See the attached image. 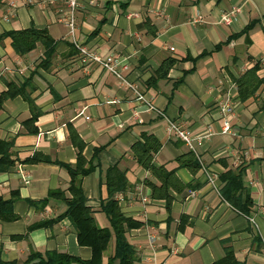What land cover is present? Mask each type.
<instances>
[{"label": "crops", "instance_id": "obj_1", "mask_svg": "<svg viewBox=\"0 0 264 264\" xmlns=\"http://www.w3.org/2000/svg\"><path fill=\"white\" fill-rule=\"evenodd\" d=\"M232 8H239L235 19L223 23L222 14ZM66 12L67 0H0V96L8 83L28 81L25 94L33 103L32 108L22 96L0 102V144L11 143L14 162L0 172V200L17 197L12 205L17 219L0 220L1 259L22 264L30 251L91 258L66 218L30 228L65 211L51 193L69 196L70 177L60 164H75L80 142L94 166L82 178V190L98 228H110L100 211L108 198L107 171L116 167L125 174L128 187L115 199L125 217L141 223L126 234L136 252L134 264H212L224 257V242L238 262L264 264V0H78L73 36L63 22ZM29 29L47 32L54 42L51 56L41 44L19 56L12 40L1 38ZM74 43L125 62V76L189 133L192 148L169 134L166 121L112 75L83 64ZM167 59L174 60L167 77L149 84ZM255 66L261 85L242 102L236 82ZM225 102L234 106L233 134L221 132ZM33 114L37 132L30 134L25 123ZM143 135L161 143L153 165L174 172L184 187L168 191V207L152 197L148 183H160L131 151ZM189 152L196 171L179 166ZM36 153L50 162H25ZM238 168L240 200L251 201L247 215L219 194L220 176ZM113 247L112 239L102 264Z\"/></svg>", "mask_w": 264, "mask_h": 264}, {"label": "trees", "instance_id": "obj_2", "mask_svg": "<svg viewBox=\"0 0 264 264\" xmlns=\"http://www.w3.org/2000/svg\"><path fill=\"white\" fill-rule=\"evenodd\" d=\"M249 29V27H248ZM2 37H9L12 40V47L14 52L19 55H25L34 50L37 44H41L45 49L46 57L53 53L54 42L48 36L46 31L40 30H22L4 34ZM174 65V60H165L158 70L155 72V77L149 84L156 83L158 80L165 79L169 70ZM258 67L248 70L237 80L239 90V97L242 102L251 98L259 89L261 80L257 77L256 72ZM28 81L22 85H15L14 83L7 84V91L0 96V102L22 96L26 98L29 105L33 108L32 100L25 94ZM39 114V113H38ZM38 114H33L32 117L25 123L30 134L37 132L34 127V122ZM29 125L31 128H29ZM70 137L75 142V137L70 134ZM142 140L136 142L131 151L136 159L138 165L144 170L151 173V175L158 180L160 185L156 187L154 184L148 183L151 188L153 198H162L166 201L167 207L171 202V197L168 194L170 189H179V182L174 172H168L163 167H155L153 165V158L161 148V143L152 135H143ZM77 153L76 162L74 165L60 164L70 177L69 187L65 193L57 190L51 193L52 197L60 199L65 205V211L57 218L44 223L32 226L36 228L45 226L51 223H56L61 219H68L76 232L77 243L81 247H87L91 250V258L89 260H82L68 254L58 253L55 251L40 254L30 251L26 260L22 264H102V257L104 252L108 249L110 241L113 239L114 247L112 255L108 258L107 264H134L136 262V252L134 247L128 242L126 234L135 228L141 227V223L127 218L121 212L118 201L115 196L118 193L124 192L127 189V180L125 174L119 171L116 167H111L107 171L105 185L107 187L108 198L100 205V211L108 218L110 228H98L93 217L92 209L86 205V198L82 190V178L88 176L94 169V166L87 162L82 155L83 144L75 142ZM11 143L0 144L2 147V156L0 157V172L5 171L13 166L14 162L10 159L8 150ZM1 152V151H0ZM27 163H49V159L40 154H34ZM179 166L188 168L192 171L199 169V165L193 160L191 152L187 153L178 159ZM222 185L219 190L221 198L230 204L237 211L248 214V207L251 205L250 199H246L244 203L240 200V191L242 189V168L235 171H227L220 176ZM181 189H184L182 185ZM17 197L1 201L0 200V220L13 221L17 217L13 213V202ZM224 244V257L212 264H243L236 260L234 252L231 247ZM0 264H16L4 262L0 256Z\"/></svg>", "mask_w": 264, "mask_h": 264}, {"label": "built area", "instance_id": "obj_3", "mask_svg": "<svg viewBox=\"0 0 264 264\" xmlns=\"http://www.w3.org/2000/svg\"><path fill=\"white\" fill-rule=\"evenodd\" d=\"M78 7V0H67V12L64 15L63 22L68 27V35L73 36L75 31V11ZM239 12V8H232L230 11L223 13L221 20L225 24H230L236 17L237 13ZM200 17L197 16L194 22L199 21ZM75 49L79 54L80 61L83 64L89 65L94 64L98 66L102 71L112 75L118 82L128 89L133 96L135 97L136 101L142 104L146 110L154 111L159 114L167 123V132L172 134L176 139L181 140L184 142L188 147L192 148V141L193 139L190 137L189 133L182 130L177 124L174 122L169 121L166 116L162 113V111L158 110L150 99L142 93L138 86L131 82L124 74L127 70V65L123 62L120 58L115 57L112 54L102 55L98 51L89 50L85 46H81L77 43H74ZM221 111V120H222V127L221 132L223 134H233L232 128L230 125V119L234 115V106L231 105L229 102L222 103L220 105ZM208 180L211 182L210 177L207 175ZM27 183V181H26ZM145 201V200H144ZM155 239L153 237L149 238V243L152 245Z\"/></svg>", "mask_w": 264, "mask_h": 264}]
</instances>
